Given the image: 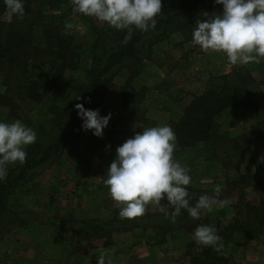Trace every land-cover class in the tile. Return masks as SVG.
I'll return each instance as SVG.
<instances>
[{
    "label": "rangeland",
    "instance_id": "obj_1",
    "mask_svg": "<svg viewBox=\"0 0 264 264\" xmlns=\"http://www.w3.org/2000/svg\"><path fill=\"white\" fill-rule=\"evenodd\" d=\"M173 1L179 0H162V6ZM65 2L54 13L75 26L73 35L80 46L78 68L66 71L65 77L84 84L91 68L92 43L97 35L109 41L114 28L68 11ZM205 11L219 13L222 5L209 6L193 15L186 35L192 36L196 20L204 19ZM8 15L6 12L3 16L5 21H9ZM136 48L139 59H124L114 65L104 75L105 86L96 92L90 107L99 109L101 115L112 113L103 137L81 130L79 119L62 147L52 149L46 161L34 165L10 195L8 211L0 217V264H96L101 253L106 254V264H190L192 254L199 252V247L192 245L199 224L218 229L220 240L212 247L218 255L229 257V263L264 264V224L261 228L249 224V235L226 230L223 235L218 233L223 231L224 222L234 221V214L244 210L241 203L258 204L264 193V133L255 131L264 120V58L232 65L225 54L205 53L183 33L165 30L144 36ZM241 67L255 79L259 117L229 127L227 113L218 118V124L227 140L235 139L243 148L229 153L222 146L213 154L199 143L186 149L176 144L174 151L175 158L190 169L191 203L195 204L201 194L212 195L216 186L221 188V202L213 205L212 212H202L199 220L189 217L186 223L171 225L165 235H160L152 222L141 220L147 214L164 215L154 203L141 217L120 218V205L111 199L104 184L117 146L143 127L171 125L192 98L206 90L213 77ZM130 73L135 75L129 77ZM57 104L61 106L63 101ZM19 114L21 120L31 119L26 125L37 133L34 144L44 146L56 141L58 130L49 124L45 104L26 106ZM15 120L20 119L9 118L8 110L0 107V121ZM40 123L45 134L38 133ZM245 140L251 143L249 150L244 147ZM23 164L9 165L7 173H18ZM130 221L137 225L126 226ZM94 222L109 223L110 227L95 234L89 229Z\"/></svg>",
    "mask_w": 264,
    "mask_h": 264
},
{
    "label": "trees",
    "instance_id": "obj_2",
    "mask_svg": "<svg viewBox=\"0 0 264 264\" xmlns=\"http://www.w3.org/2000/svg\"><path fill=\"white\" fill-rule=\"evenodd\" d=\"M62 2L25 0L24 17H13L11 21H5L3 16L8 11L3 0H0V85L3 87V91H0V107L8 110L9 118L21 120L19 112L26 106L45 104L50 114L49 124L58 130L55 142L45 143L44 146L38 143L29 146L30 152L21 170L16 174L10 170L6 179L0 181V217L8 211L10 195L30 169L46 161L52 149L62 147L80 119L75 105L84 103V107L90 109L96 92L105 86L104 75L114 65L124 59L138 60L136 44L155 31L181 32L187 39H192V36L185 34L191 30L190 18L201 9L216 5L214 0H179L165 4L162 6V14L156 18L155 30L146 33L136 30L127 44L122 43L126 30L113 29V34L109 36L111 41L97 35L92 43L87 82L78 84L65 77L66 71L78 68L80 46L75 42L73 31L70 35L63 34L65 22L54 13L56 9H61L59 5ZM65 3L68 11H72L70 0ZM133 75L130 73L129 77ZM254 86L255 79L245 67L233 68L229 73L213 77L206 90L195 95L184 107L181 117L170 125L175 132L178 148H192L200 143L207 152L213 154L222 146L229 153L242 149L238 141L227 140L221 134L218 118L228 113L229 127H235L246 119L258 118ZM87 98L91 99L90 103L84 102ZM58 100L63 101L61 106L57 104ZM21 121L25 125L31 123L28 118ZM40 127L38 133L45 134L43 124L40 123ZM255 131L264 133V120L260 121ZM243 144L249 150L251 143L245 140ZM240 205L244 210L234 214V221L224 222L223 231L218 232L220 235L225 230L228 233L237 231L249 235V224L256 223L260 228L264 224V193L258 204ZM156 215L147 214L146 220H141L152 222L160 235H165L171 225L186 223L190 217L187 211L182 210L173 223L164 215ZM239 217L244 218L243 221ZM91 225L89 229L95 234L110 227L105 222H94ZM132 225H137V222H126V226ZM192 245L199 247V252L192 254L190 264H233L229 263V257L218 255L212 246Z\"/></svg>",
    "mask_w": 264,
    "mask_h": 264
},
{
    "label": "clouds",
    "instance_id": "obj_3",
    "mask_svg": "<svg viewBox=\"0 0 264 264\" xmlns=\"http://www.w3.org/2000/svg\"><path fill=\"white\" fill-rule=\"evenodd\" d=\"M214 3L222 5V11L202 13L204 19H197L192 30V44L205 53L225 54L232 65H246L264 58V0H214ZM3 4L9 21L24 17L25 0H3ZM70 4L73 13L93 17L117 31L126 30L123 44L131 40L136 30L144 33L155 30L156 18L162 14V0H70ZM74 27L65 21L63 34L70 35ZM84 102L90 103L91 99ZM75 109L82 121L81 130L102 138L112 113L101 115L99 109L85 108L84 103H77ZM36 140L37 133L22 121H0V181L6 179L9 165L26 161V148ZM175 149L176 135L168 124L143 127L117 146L104 184L111 199L120 205V218L141 217L147 206L154 203L173 223L182 210L199 220L202 212H212L213 205L221 202V188L216 186L212 195L201 194L195 204L191 203L190 169L175 158ZM193 239L208 247L216 245L220 236L214 226L199 224ZM96 264H106L105 253L97 257Z\"/></svg>",
    "mask_w": 264,
    "mask_h": 264
}]
</instances>
